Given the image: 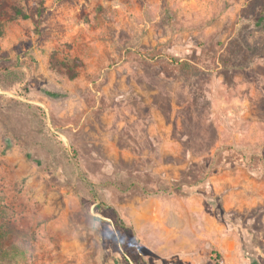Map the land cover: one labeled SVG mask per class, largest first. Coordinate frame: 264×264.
I'll list each match as a JSON object with an SVG mask.
<instances>
[{
    "label": "rangeland",
    "instance_id": "374dc122",
    "mask_svg": "<svg viewBox=\"0 0 264 264\" xmlns=\"http://www.w3.org/2000/svg\"><path fill=\"white\" fill-rule=\"evenodd\" d=\"M7 2L30 19H0V264H83L97 240L139 261L127 206L186 194L209 168L188 152L180 170L151 166L167 162L142 141L152 131L180 129L221 161L241 150L264 181V0ZM75 60L71 79L59 64ZM242 212L264 215V202ZM252 226L244 262L264 264V217Z\"/></svg>",
    "mask_w": 264,
    "mask_h": 264
},
{
    "label": "crops",
    "instance_id": "0c3cea01",
    "mask_svg": "<svg viewBox=\"0 0 264 264\" xmlns=\"http://www.w3.org/2000/svg\"><path fill=\"white\" fill-rule=\"evenodd\" d=\"M191 102L189 97L182 104L190 105ZM144 137L142 141L149 148L147 151H156L162 155V160L167 161L151 166L156 165L161 172L185 167L176 164V159L184 152L183 141L188 138L186 135L181 138L180 129L175 133L174 129L165 127ZM214 151L211 149L212 155ZM245 163L241 150L232 149L224 156V161L220 160V167L225 165L226 169L208 177V181L193 185H200L198 188L194 187L183 195L173 189L172 192L160 191L157 195L136 197L135 201L139 200V203L132 202L126 210L129 211L133 231L138 235L136 248L141 259L138 261L128 253L123 257L112 244L103 242L101 246L96 239L97 253L90 262L86 260L83 264H216L214 254H218L224 264H249L244 262V253L257 247H246L240 236L245 230H251L258 217L264 215H254L247 220L241 213L245 208H254L258 202H264V181L246 176L242 170ZM176 178L178 182L179 173ZM166 181L164 185H169L174 178L167 175ZM214 199L221 201L225 211L235 208L236 219L230 220V214L222 213V208L214 209ZM126 247L130 249L129 245Z\"/></svg>",
    "mask_w": 264,
    "mask_h": 264
},
{
    "label": "trees",
    "instance_id": "16d2710c",
    "mask_svg": "<svg viewBox=\"0 0 264 264\" xmlns=\"http://www.w3.org/2000/svg\"><path fill=\"white\" fill-rule=\"evenodd\" d=\"M6 16H9L10 19H23V20L30 19L29 14H27L18 5H11L7 2V0H0V19ZM2 35H3V28L0 23V36ZM53 65L55 66V64ZM59 65L66 70V73L71 79L77 78L78 76L77 69L83 67V64L80 60H75L73 63L62 62ZM51 95L54 96L53 94ZM186 135L188 138L185 141H183V147H184V152H188V153L192 152V156L194 160L192 161V169L196 170L201 165H204V167L206 168L209 167L207 169V172L206 170H204V168L202 169L204 171L202 177L200 178L195 177L194 181L197 182V184H199L206 181L207 178L213 173V171L219 167L220 160L218 159L216 154L215 155L211 154L212 148L204 150L203 152L192 150V148H190L189 146L191 142L190 136L189 134ZM197 157H201L202 162L195 161Z\"/></svg>",
    "mask_w": 264,
    "mask_h": 264
},
{
    "label": "flooded vegetation",
    "instance_id": "af4514ba",
    "mask_svg": "<svg viewBox=\"0 0 264 264\" xmlns=\"http://www.w3.org/2000/svg\"><path fill=\"white\" fill-rule=\"evenodd\" d=\"M71 160H72V163L74 164V165H76V167L78 168V170H80V164L78 163V157L76 156V155H74V154H72L71 155ZM82 180L85 182H87L88 184H90V186H92V190L94 191L95 189H94V185H93V183L92 182H90L89 180H87L85 177H82ZM94 195V194H93Z\"/></svg>",
    "mask_w": 264,
    "mask_h": 264
},
{
    "label": "built area",
    "instance_id": "2783aa9c",
    "mask_svg": "<svg viewBox=\"0 0 264 264\" xmlns=\"http://www.w3.org/2000/svg\"><path fill=\"white\" fill-rule=\"evenodd\" d=\"M213 260L216 264H224V261L222 259H220L218 254H214L213 255Z\"/></svg>",
    "mask_w": 264,
    "mask_h": 264
}]
</instances>
